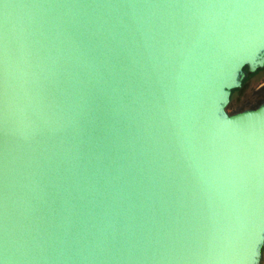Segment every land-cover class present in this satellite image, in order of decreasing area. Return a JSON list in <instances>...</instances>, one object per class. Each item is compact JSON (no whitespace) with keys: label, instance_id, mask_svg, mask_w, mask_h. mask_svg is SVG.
<instances>
[{"label":"water","instance_id":"water-1","mask_svg":"<svg viewBox=\"0 0 264 264\" xmlns=\"http://www.w3.org/2000/svg\"><path fill=\"white\" fill-rule=\"evenodd\" d=\"M264 0H0V264H260Z\"/></svg>","mask_w":264,"mask_h":264},{"label":"rangeland","instance_id":"rangeland-1","mask_svg":"<svg viewBox=\"0 0 264 264\" xmlns=\"http://www.w3.org/2000/svg\"><path fill=\"white\" fill-rule=\"evenodd\" d=\"M256 71L258 75L249 79L243 89L238 88L233 91L232 103L226 108L227 113L231 114L235 109L248 107L256 109L259 101H264V67ZM255 72L248 74L254 75Z\"/></svg>","mask_w":264,"mask_h":264},{"label":"flooded vegetation","instance_id":"flooded-vegetation-1","mask_svg":"<svg viewBox=\"0 0 264 264\" xmlns=\"http://www.w3.org/2000/svg\"><path fill=\"white\" fill-rule=\"evenodd\" d=\"M245 72H246V77L243 79V81H242V85H241V88L240 89H243L244 88V86L246 85V82L249 80V79H253V77L254 76H257L258 74L256 73V74H254V75H249L248 74V72H247V68H245V69H243ZM232 95H233V92H231V95H230V103H229V105H231V103H232ZM264 103V101H259V105L257 106V107H259L261 104H263ZM228 105V106H229ZM227 106V107H228ZM255 108H247V109H235V111L233 112V113H231V114H229V115H233V114H236V113H239V112H242V111H245V110H254Z\"/></svg>","mask_w":264,"mask_h":264},{"label":"trees","instance_id":"trees-1","mask_svg":"<svg viewBox=\"0 0 264 264\" xmlns=\"http://www.w3.org/2000/svg\"><path fill=\"white\" fill-rule=\"evenodd\" d=\"M245 69V68H244ZM233 92V91H232ZM264 263V247L261 250V259H260V264Z\"/></svg>","mask_w":264,"mask_h":264},{"label":"crops","instance_id":"crops-1","mask_svg":"<svg viewBox=\"0 0 264 264\" xmlns=\"http://www.w3.org/2000/svg\"><path fill=\"white\" fill-rule=\"evenodd\" d=\"M264 264V263H263Z\"/></svg>","mask_w":264,"mask_h":264}]
</instances>
